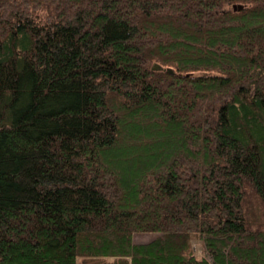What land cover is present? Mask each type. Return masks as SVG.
<instances>
[{
	"label": "trees",
	"instance_id": "trees-1",
	"mask_svg": "<svg viewBox=\"0 0 264 264\" xmlns=\"http://www.w3.org/2000/svg\"><path fill=\"white\" fill-rule=\"evenodd\" d=\"M132 260L264 264V0H0V264Z\"/></svg>",
	"mask_w": 264,
	"mask_h": 264
},
{
	"label": "rangeland",
	"instance_id": "rangeland-1",
	"mask_svg": "<svg viewBox=\"0 0 264 264\" xmlns=\"http://www.w3.org/2000/svg\"><path fill=\"white\" fill-rule=\"evenodd\" d=\"M155 236V233L150 234V233H136L134 236V240L136 242H145L150 240L151 238H153ZM192 245L194 248V251L196 253V256L198 258L204 256L206 254L205 250H204V246H203V242L200 238H196L194 237L192 239ZM130 264H141L139 261L137 260H132L130 261Z\"/></svg>",
	"mask_w": 264,
	"mask_h": 264
},
{
	"label": "water",
	"instance_id": "water-1",
	"mask_svg": "<svg viewBox=\"0 0 264 264\" xmlns=\"http://www.w3.org/2000/svg\"><path fill=\"white\" fill-rule=\"evenodd\" d=\"M239 8L241 9L242 8V5H239Z\"/></svg>",
	"mask_w": 264,
	"mask_h": 264
}]
</instances>
